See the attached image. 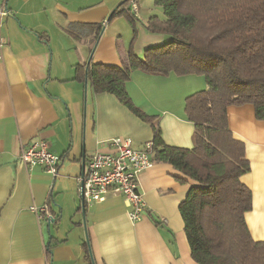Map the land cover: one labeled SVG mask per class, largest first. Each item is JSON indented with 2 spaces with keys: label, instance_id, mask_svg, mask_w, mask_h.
Here are the masks:
<instances>
[{
  "label": "crops",
  "instance_id": "0c3cea01",
  "mask_svg": "<svg viewBox=\"0 0 264 264\" xmlns=\"http://www.w3.org/2000/svg\"><path fill=\"white\" fill-rule=\"evenodd\" d=\"M118 2L0 0V8L5 5L8 10L0 27L5 41L0 52V264H197L178 210L196 183L176 179L181 175L168 163H153L138 175L146 203L139 221L129 220L118 193L85 205L82 213L77 189L82 159L86 163L118 136L130 137L136 149L151 144L153 136L151 124L114 95L94 94L88 82L75 78L79 62L121 63L120 46L110 27L118 18L127 19H106ZM93 20L108 25L107 35L100 36L93 52L83 54L75 47L63 57L54 55L47 34L52 25L68 36L65 27L70 23H96ZM135 27L134 41L129 27L126 51L135 45L133 51L142 55L145 48L166 41L163 34L144 28L139 33L137 23ZM204 88L202 75L139 70L126 84L133 103L154 117L163 141L185 148L193 146L194 124L185 118L184 99ZM226 112L228 127L244 143L250 164L240 178L252 192V209L245 213V221L251 237L264 240V120L256 118L248 103L230 105ZM37 138L62 157L57 175L20 161L21 149ZM32 205H46L47 213L38 218L29 210Z\"/></svg>",
  "mask_w": 264,
  "mask_h": 264
},
{
  "label": "trees",
  "instance_id": "16d2710c",
  "mask_svg": "<svg viewBox=\"0 0 264 264\" xmlns=\"http://www.w3.org/2000/svg\"><path fill=\"white\" fill-rule=\"evenodd\" d=\"M134 0L122 2L109 20L124 16L137 37ZM163 16H150L145 29L166 41L129 48L121 63L75 65V78L87 81L94 94L109 93L152 126L151 159L168 163L193 180L178 210L192 259L197 264H264V240H254L245 213L252 209V192L240 180L250 170L244 143L233 137L226 109L252 104L264 120V0H154ZM129 7V8H128ZM91 27L100 31L103 23ZM150 74L202 75L206 88L184 99L185 118L194 124L191 148L166 144L154 117L130 98L126 84L134 71ZM50 254V249L48 248Z\"/></svg>",
  "mask_w": 264,
  "mask_h": 264
},
{
  "label": "built area",
  "instance_id": "2783aa9c",
  "mask_svg": "<svg viewBox=\"0 0 264 264\" xmlns=\"http://www.w3.org/2000/svg\"><path fill=\"white\" fill-rule=\"evenodd\" d=\"M130 8L132 11L137 10L134 3ZM7 15L8 10L2 5L0 27ZM4 46L5 41L0 35V52ZM105 144V149H99L89 157L85 163L84 174L77 177L79 197H82L84 205H91L102 201L107 193H118L127 205L129 220L137 222L146 211V203L139 190L138 175L154 163L151 159V144L136 149L128 136L112 138ZM19 159L28 167H42L52 176L57 175L58 166L62 161V157L54 154L43 138L34 139L25 145L21 149ZM47 208L46 205H32L29 210L39 218L41 213H47Z\"/></svg>",
  "mask_w": 264,
  "mask_h": 264
},
{
  "label": "rangeland",
  "instance_id": "374dc122",
  "mask_svg": "<svg viewBox=\"0 0 264 264\" xmlns=\"http://www.w3.org/2000/svg\"><path fill=\"white\" fill-rule=\"evenodd\" d=\"M49 1L53 2L54 0H49ZM106 1L109 2L110 0H106ZM121 1L123 0H119L118 3H120ZM118 3H116V5ZM133 3L139 8V10H137L136 13V16L138 17L137 28L139 33L141 32L142 28L145 29V24L143 25V23L149 16L152 15H158L160 17L163 16L161 8L155 5L154 0H134V2L130 3V7L132 6ZM110 12L108 13V15H106V17L109 16ZM91 22L97 23L99 21L93 20ZM90 25L91 24L70 23L67 27H65L68 36L66 35V33H62L60 35L57 32L55 26L52 25L49 33L47 34L49 35L50 49L53 50L54 55L56 57L57 56L63 57L65 55L66 50L70 49V51L72 52L74 51L75 47H78L83 54H86V51L93 52L100 36L107 35L106 33L104 34V30L108 25L105 22V24H103V26L101 27L100 31H98L97 28L95 27H91ZM129 27L130 26L127 20H125L122 17L118 18L117 20H114L112 26L110 27V32L114 33L113 35L114 41H116L117 42L116 44L120 46V50H119L120 56H123L125 54L124 52H126V48H128V44L131 40V28ZM165 38L167 39L166 36ZM133 49L136 52L135 45ZM90 56L88 57V59L90 58ZM65 62H67L66 58H65Z\"/></svg>",
  "mask_w": 264,
  "mask_h": 264
},
{
  "label": "water",
  "instance_id": "95a60500",
  "mask_svg": "<svg viewBox=\"0 0 264 264\" xmlns=\"http://www.w3.org/2000/svg\"><path fill=\"white\" fill-rule=\"evenodd\" d=\"M125 1H127V0H124V1H122V2H125ZM117 8V7H116ZM116 8H114L112 11H111V13H110V15L112 14V12L116 9ZM87 84V81H85V85ZM70 160V159H69ZM82 167H81V172H80V175H83L84 174V167H85V160H84V158L82 159V165H81ZM80 201H81V209H82V213L84 212V209H85V205H84V203H83V201H82V197H80ZM55 221V219H51V221L50 222H54Z\"/></svg>",
  "mask_w": 264,
  "mask_h": 264
}]
</instances>
